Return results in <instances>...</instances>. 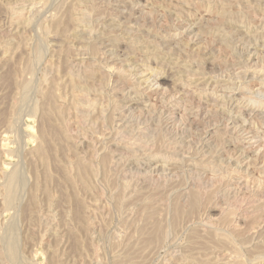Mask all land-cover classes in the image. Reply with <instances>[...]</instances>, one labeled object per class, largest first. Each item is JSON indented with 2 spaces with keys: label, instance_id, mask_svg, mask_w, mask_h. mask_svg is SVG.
<instances>
[{
  "label": "rangeland",
  "instance_id": "obj_1",
  "mask_svg": "<svg viewBox=\"0 0 264 264\" xmlns=\"http://www.w3.org/2000/svg\"><path fill=\"white\" fill-rule=\"evenodd\" d=\"M107 1L108 0H97V1L96 0H0V135H1L0 145L2 143V138H5L3 139L5 141H3L2 146H0L1 147L0 149L3 152L1 153L0 151V164L2 163L1 164L2 166L0 165V167L2 169V172L5 167L8 170L9 168H11L9 172L16 168L18 169L16 170L19 171V174H21L22 171H24L23 173H25V176L23 177L22 175L24 174L22 173L21 175H19V177L21 178L23 177L25 178L24 181H28V183L24 182L27 186H25V184L23 183L22 181L23 178L21 180L18 179V181H16L18 184L20 183L21 186H24L25 190L23 189L24 187L21 186L19 188L18 186L16 187L15 186L16 183H15L14 186L16 188L15 187L14 188L15 190L18 189L17 193H16L17 190L15 191V194H17L16 196H18L17 198L15 196V198L18 201H15L16 199H14V204L16 205V208L14 205H12L11 207H9L8 209L9 211L6 210V212L5 211L2 212L4 214L2 215V217H0V235L4 233L0 237L1 240L0 249L3 248L2 250H0V254L2 251L4 252L5 250H7L9 246L8 243L12 244L13 241L14 242L13 244L17 245L16 246L17 252L19 251L17 257L18 259H16L15 261L16 263L12 262L14 264H19L18 262L20 261L22 263L23 259L25 261L27 257L28 259H31L32 255L36 254L35 252H38L36 258L37 260L36 263L38 264H162V263L187 264V262L188 264H197V263L206 264L207 260L210 261V262L208 261L209 264L210 263L212 264V263H216L219 259L222 258L221 256L225 254L224 249L226 248L219 247L220 244L218 245L216 244V246H212L215 245V243L214 244H212L213 242L210 243V239L209 241L207 240L210 244H207L206 249L201 244L202 246L200 247L201 248L203 247L205 249L202 250V252L198 250L196 247L197 241H198V248L200 242L203 244L204 242L205 243L207 242L206 240L204 241L203 239H205V237H207L206 239H208V237L210 236V234L208 233H212L211 232L212 228H213V234L217 230V228H220V231L222 230L223 233L229 232L226 233V235L225 234L224 235L230 237V240H232V237L230 236L232 234L234 238L231 242L234 241L233 243H235V245L237 246V247L235 246L236 248H240L238 246H240L242 243L246 245V247L250 244L248 246L249 248H251L255 244L264 245V236H263L264 235V230H263L264 229V224H263L264 223L263 222L264 221V212H263L264 211V205H263L264 204V106H262L264 105V80H263L264 79L263 78L264 77V62H263L264 61V35H263L264 34V25H263L264 0H259L258 2L257 0H249V1L247 0V2L246 0L244 1L238 0L235 1V3H233L234 1L232 0L231 2L229 0H225V1L217 0V2L216 0L214 1L196 0L199 4L195 3L196 1L194 2V0H192L194 4L192 2L191 4L189 0L186 1L179 0V2L178 0H128V2L127 0H119V1L109 0L110 4H108ZM220 1L223 3H221ZM187 2L190 3V5L189 4L187 5ZM226 2L228 3L229 6L227 5ZM240 2L243 4L241 5ZM254 2L257 3L255 4ZM209 3L212 4L211 5L212 7L209 6L210 10L209 7L207 6L209 5ZM224 3L226 5H223ZM231 3H233L234 5H232ZM86 4L87 6L85 7ZM221 5L224 6V9L227 8L226 9L228 10L227 12H230L231 15L229 14V16L232 17L233 15L232 17L233 19L230 18V20L232 21L234 20L233 22L236 25L233 26L232 24L231 26V24H226V23L224 24L222 23L221 20H219L220 12L224 10L221 8L222 7ZM174 6L176 7L175 8L176 10L174 9ZM214 8L217 10V12ZM69 9L71 10L73 9L74 11L73 10L72 11L74 13H72V11ZM232 10L235 11L236 13L240 12V14H236ZM70 11H71V15L69 14ZM78 12L80 15L78 14ZM169 12L171 14H169ZM249 12H252L253 14L250 13L251 14L250 15ZM262 12L263 14H261ZM109 13L112 14L109 15ZM120 15L122 16V18ZM132 15L135 17H133ZM69 16L70 17L75 16V18H70L68 20ZM113 19L115 20L113 21ZM179 19L181 20V22ZM78 20H82V21H78ZM200 20L202 23L200 22ZM56 21L58 23L59 22L61 23L62 21V23L58 24ZM92 21H94L95 23L94 22L92 23ZM124 21L127 23H124ZM240 21H242L241 22L242 24H240L241 26L239 25ZM255 22L257 23V26H254L256 24ZM144 23H146L147 25ZM220 23L223 24L222 28H220L221 26ZM142 24L144 25V27L141 28V26H143ZM121 25L122 27H120ZM131 26L133 27L134 30L131 29L132 28ZM261 27H263L262 30ZM160 28L162 29L160 30ZM217 28L219 29V31ZM223 28L224 30H226V33L229 32L231 33L230 36L227 37L225 40L227 41V39L229 38L228 39L229 42L228 41L224 42V40L220 38L222 34L225 33L224 30H222ZM88 29H90V31ZM130 29L131 31H129ZM150 31H152V34H150L151 33ZM216 32L221 35L219 34L216 35L215 34ZM113 33L116 34L113 35ZM128 33L130 36L128 35ZM179 33L183 34V35L181 34L182 37L180 36ZM90 34L93 35L91 36ZM110 34L113 37L118 35L116 36V38L119 41H117L116 38L111 37ZM176 34L177 36L175 38L174 35ZM260 35H262V37ZM145 36H148V38ZM135 37L137 41L135 40ZM113 39H115V41ZM143 40L145 41V43H143ZM128 41L132 43L130 45L131 47H133L132 50L129 46ZM139 41H140L139 46L142 45L140 46V48L142 47L143 49L137 47ZM115 42L117 44H115ZM93 43L99 48V51L97 50L98 48H96V46L93 45ZM233 43L235 44V46ZM188 44L190 45L188 46ZM92 45L93 47H91ZM90 47L94 49L96 48L97 50L96 53L97 52L99 53L97 54L93 53L95 52V50L92 51L93 49H91ZM110 47L112 48V50ZM186 47L189 48L187 49ZM121 48L127 51L123 52ZM135 48L138 49L136 50ZM38 49L39 51H37ZM134 49L136 50L135 53H134ZM236 49L238 52L236 51ZM90 51L92 52L91 54ZM100 51H102V54ZM103 51H107V52L104 53ZM183 51L185 52L183 53ZM41 52L43 53V55ZM39 55L42 57H38ZM259 55L262 57V59ZM35 56L38 57L39 60L41 58L42 59L38 61V58L36 59ZM95 56L96 58L97 57L98 58L96 59ZM108 58L109 60H107ZM93 60L95 62H93ZM100 60L102 61V63ZM31 62L33 63V65L32 64L30 65ZM84 63L88 64V67H86L87 65H84ZM89 64H91V67H89ZM93 64L95 67L93 66ZM103 64L105 67L103 66ZM31 67L33 69H31ZM89 68H94L93 70L96 69V72L100 69L98 71L99 75H97L98 76L97 79L101 81H97V79H95L93 83L90 84L84 83L87 82L86 79L87 77H85L86 74H84L83 71L84 69L86 70ZM228 68L231 70H229ZM131 69L132 72L130 71ZM200 69L203 70L204 72L201 71ZM30 70L31 71L34 70V72L32 71L33 72L32 73ZM100 71H102L101 73H103L104 71V73L102 74L103 81L99 77L101 74ZM120 71H125L127 73L126 75L124 72H121L122 74H120ZM216 71L219 72L217 73ZM224 71L226 73L228 71L229 74L228 73L226 74ZM129 72L131 74H129ZM142 72H144L145 75H143ZM235 72H239V73H235ZM82 74H84V76ZM193 74H195L194 75L195 78L193 77ZM204 74L206 75L208 74V76ZM141 75L143 76L141 77ZM210 75L212 78L210 77ZM106 76L108 77L106 78ZM81 78L83 82L80 80ZM72 79L74 82L72 81ZM116 79H118V81ZM120 79L122 80L120 81ZM182 79L183 82H181ZM76 81H79L77 87H76V83H77ZM81 82L84 83V85ZM100 82L103 83L100 84ZM135 82H137L138 85H136L137 83ZM80 83L83 85V88L82 85H80ZM247 90H249L248 91L249 93L247 92ZM80 92L83 94L84 98L77 100L78 98L76 97V95ZM51 93L54 94L51 95ZM122 95L125 96L122 97ZM50 98L53 100H51ZM142 98L143 101L145 102H142L141 100L140 103V99ZM243 98L246 100H244ZM249 99L250 101L248 102ZM131 101L133 102L135 101V103L137 104L132 105L131 103L132 105L131 106L130 105ZM92 102L93 104H91ZM246 102H248V104ZM261 102L263 103L260 104ZM150 103H152L151 104L152 106L150 105ZM252 103L255 104V106ZM53 104L55 106H53ZM144 107L145 108L147 107L146 108L147 110ZM137 108L139 109L137 110ZM49 109H51V111L52 109H55V113H51L53 120L52 123L54 125L60 124L59 126H65L67 123L68 127L66 128L65 126L64 129L62 128L59 130L60 134L57 133L59 134L57 135V139L59 136L62 135L61 133L63 134L65 133L63 136L59 137V140L62 139L64 142L66 141L65 143L64 142L62 143L61 140H60L61 142L57 140L55 138L56 135L55 137L51 135V137H53L54 139L50 138L51 140L49 139L48 141L43 136V131L48 126L45 118L47 117L46 113L49 112ZM192 109L197 111L195 112ZM57 111H61L60 112L61 114H59V112L57 113ZM134 112H136V114ZM196 113H198L197 114L198 116L196 115ZM57 114L59 115V118ZM184 114L189 116L187 117ZM60 115L62 116V118H60ZM125 115L128 117H126ZM211 116L213 117L211 118ZM215 116L217 117L216 120H214ZM181 117L183 119H181ZM184 117H186L185 118L186 120L184 119ZM61 120H64V122L66 123L64 124L63 121L61 122ZM232 123L235 124L233 125ZM8 124L10 127L8 126ZM158 126L160 127L159 129ZM11 129L14 130L12 131ZM117 129L120 130L117 131ZM215 129L217 130V132ZM221 130L224 133L223 132L221 133ZM245 130L247 131L245 132ZM201 135L204 137H201ZM205 137L208 139H206ZM9 139H11L12 141H10ZM23 139H24V144L21 143ZM189 139H191V141ZM175 140H177L178 142ZM49 142L50 143L52 142V144L50 145ZM129 142L131 145L128 144ZM74 143H76L77 146ZM3 144H5L6 148H8L9 150L5 151L6 149L5 150L2 149ZM18 144L19 146L16 147ZM128 145L132 147H129ZM41 146L45 147L46 149L45 153L48 154L45 155H47L46 158L49 159H45V155L40 154L42 153L40 152L42 149ZM190 147L192 148L190 149ZM14 148L15 150L13 151L15 153L13 151L12 153L16 154V151L17 153H19V156L18 154L16 155L12 154L13 158L15 157L16 159L15 158L13 159L11 154L6 153V152H11L10 149H14ZM132 148L135 149L133 150L135 156L132 153L130 159V157L128 158V156H130L129 153L132 152ZM115 149H117L119 152L117 151L118 152L117 153ZM124 149L125 151L129 149L130 150L123 153ZM211 149L212 151H210ZM184 150L186 152H184ZM135 151L139 155L136 154ZM177 151L183 153L180 154L178 152L179 153L178 155ZM230 153H232V155ZM123 154L127 156V158H125V156H122ZM42 155L44 158L41 159ZM106 155L109 157L108 161ZM111 155H113L112 156L113 159L111 158ZM137 155L139 157H137ZM163 155H165V157ZM189 155H191V157H189ZM120 156L123 157L124 159L121 158ZM170 156L171 157L174 156V157H172L171 159ZM181 156L182 159H179V157L181 158ZM90 157L92 159H90ZM119 157L120 160L117 159ZM161 157L164 158L161 159ZM105 158H106V162H108L107 165L109 164L108 166L106 165L105 160H103ZM214 158H216V160ZM6 159H10L14 164H16L15 162H17V165H15L14 167V164H10L8 168L7 165L4 164ZM79 160L81 161L84 160V161L81 162ZM155 160L159 161V167L153 169V165L151 164L155 162ZM45 161L47 163H45ZM77 161H79V163H77ZM103 161L104 163H102ZM135 161L137 163H135ZM85 163L88 165L91 164L90 166L92 167L85 165ZM76 164H81V165L84 164L85 166H88V169L90 167L91 169V171L89 169L90 173L95 171V173L93 172L94 177L91 176L92 175L91 173L89 179L90 182L88 181L89 183L87 182L86 184H84L83 180L81 181V177L79 178V175L77 173L79 170V166H77ZM165 164H167V167ZM213 164L214 166H212ZM219 164L221 166H219ZM222 165H224V167ZM76 168H78V170ZM2 172L0 171L1 174ZM232 172H235V174L234 173L232 174ZM194 173L197 174L195 175ZM0 177L4 178V175H1ZM0 180H1L0 188H2V191L4 193L6 189L4 183H7V181L3 182V179ZM5 180H7L6 177L4 178V181ZM242 184H244V186ZM190 186L192 189L194 188L195 190H198L199 194L202 192L201 195L203 196L204 199H202V196L198 194L201 197V198L199 197V199H201V202H199V204L200 203L201 204L198 206L200 208L196 209L193 212V214L189 213V215H192L189 217L190 218L189 220L188 216L186 215L187 212H190V205H191V200H190L191 197L190 195L188 196V193L191 190ZM3 187L5 189H3ZM34 188H36V190ZM185 191H187L188 193ZM32 194L34 197L31 196ZM31 197L33 198L31 199ZM1 198H3V194L2 196H0V203H1ZM149 204L152 205L150 211L154 207L153 205H155V210L153 208L154 211H152L151 213L156 212L154 216L157 215L158 218L160 217L162 218V219L160 218L159 220L155 216L156 220H158V222L162 221L163 223H165L164 225L160 222L159 226L162 225L161 226L162 228L166 226V228L168 229L164 228V230L166 229L164 232L165 233L164 236L166 237L163 236L160 239V242L150 247L148 246L147 248L146 247L147 245L144 244L146 235L152 232V229H154V224L157 222L155 218H151L152 220H149V222L152 221L151 223L154 222L155 223L154 224L150 223L149 225H147L148 219H150V217H148V219L145 217L151 214L150 211L148 210L149 209L148 206H150ZM182 206L185 209H183ZM145 207L148 209H146ZM255 207H257L258 209ZM50 209L52 212L50 211ZM143 209H145L146 211ZM175 209L176 210L178 209V211H176ZM0 210H1V206H0ZM175 211L177 213H175ZM179 211H183L185 213L182 214ZM147 212H149L150 214L149 213L147 214ZM226 212L229 213V215L226 214ZM257 212L259 215L257 214ZM194 213H196V215ZM225 214L230 217H227ZM152 215L153 214H151L150 216ZM221 217L224 218L223 220H225L226 223L223 220H222L223 222L221 221L222 219ZM7 219H10L12 221ZM145 219L147 220V222L144 221ZM201 220L204 223H202ZM244 220H246L247 222ZM8 221H10L8 223L9 226L6 225ZM190 221L193 222L190 223ZM211 221L213 223H211ZM208 222L211 223V225ZM205 223H208L209 225ZM141 224H143L144 226ZM167 224L168 225L171 224V225L168 227ZM215 225L217 227H215ZM11 226L12 228H10ZM146 226L148 228L150 226L151 231ZM209 226L212 227L210 228ZM4 227L6 228L5 230L7 233L10 230L11 231L8 234H5L6 232H4L5 231L3 229ZM202 228H206L207 229L206 232ZM208 229H210V231ZM199 231L200 232L204 231V233H206L207 236H205L206 234L204 235V233L201 234ZM220 231H218L217 233L220 234ZM18 232L20 233L18 234ZM193 233L195 234V238L198 239L193 238L194 236ZM198 233L201 235H199ZM223 233L221 235H223ZM252 234L253 235L255 234L254 237ZM4 236L6 238L8 236L9 239L11 236L12 241L10 240L7 241L8 238L7 239L4 238L5 242L3 243L2 237ZM199 236H201L200 239ZM247 237L249 238L251 237L252 240L251 239L249 240V238ZM19 238H21L20 239L21 241H19ZM26 239H28L29 241ZM244 239L247 240L245 241ZM256 239L258 242L256 241ZM172 240L173 241L175 240V242H173ZM171 241L174 244L171 243ZM249 241L251 242L249 243ZM162 242L163 244L161 246ZM132 243L135 244L134 247ZM5 244L6 246L8 244L6 249H5L6 247ZM209 245H211L212 247L210 246L211 247L210 248ZM217 246L218 248H221L223 251L221 249H218ZM208 247L211 249V250L209 249L208 253L210 252L211 254L217 255V256L211 255V258L213 260L210 258V254L208 255L206 251L208 250ZM212 248L213 249L215 248V250H213ZM151 249H154L155 251L152 252L153 250ZM157 249L160 251H158ZM196 249L200 251V253ZM33 250L36 251L34 252ZM148 250L151 251L149 252ZM188 250L190 251V253L188 252ZM217 250L219 251L221 250V252H218ZM23 251L26 252V253L24 252L25 254L28 253L27 255H25V257L27 256L26 258L24 257V255L22 256ZM3 252L2 254L4 255L5 252L4 253ZM191 253L192 254L194 253L193 255H196L197 257L193 256ZM203 253L206 254L205 256L206 259L203 256ZM2 254L0 255V264H8V263L12 264L5 255L1 257ZM190 254L193 257L190 256ZM187 255L189 256L187 257ZM200 255L204 257V260L203 258L199 259L202 257ZM207 255L209 256L208 259H207ZM219 255L221 258H219ZM188 259L191 260L189 261ZM214 260L217 261L214 262Z\"/></svg>",
  "mask_w": 264,
  "mask_h": 264
},
{
  "label": "bare ground",
  "instance_id": "obj_2",
  "mask_svg": "<svg viewBox=\"0 0 264 264\" xmlns=\"http://www.w3.org/2000/svg\"><path fill=\"white\" fill-rule=\"evenodd\" d=\"M96 1H97V0H96ZM110 1H111V0H110ZM117 1H119V0H117ZM181 1H182V0H181ZM183 1H186V0H183ZM195 1H196V0H194V2H195ZM205 1H206V0H205ZM208 1H209V0H208ZM208 1H207V2H208ZM213 1H214V0H213ZM224 1H225V0H224ZM229 1L231 2V0H229ZM229 1H228V2H229ZM232 1H234L233 3H235V1H238V0H232ZM239 1H240V0H239ZM242 1H244V0H242ZM248 1H249V0H248ZM258 1H259V0H257V2H258ZM79 2H80V1H79ZM90 2H91V1H90ZM107 2H108V4H110V3H109V0H108ZM107 2H106V3H107ZM112 2H113V1H112ZM114 2H115V1H114ZM121 2H122V1H121ZM127 2H128V0H127ZM134 2H135V1H134ZM159 2H160V1H159ZM164 2H165V1H164ZM167 2H168V1H167ZM178 2H179V0H178ZM189 2H190V3L192 2V3L194 4V2H193L192 0H191V1L189 0ZM210 2H211V1H210ZM216 2H217V0H216ZM220 2H221V1H220ZM246 2H247V0H246ZM257 2H254V3L256 4ZM263 2H264V1H263ZM80 3H81V2H80ZM129 3H130V2H129ZM132 3H133V2H132ZM161 3H162V2H161ZM172 3H174V2H172ZM182 3H183V2H182ZM185 3H186V2H185ZM190 3L187 2V5H188V4L190 5ZM192 3H191V4H192ZM195 3H198V2L196 1ZM203 3H204V2H203ZM205 3H206V2H205ZM221 3H223V2H221ZM226 3H227V2H226ZM233 3H231V4L234 5ZM240 3H241V2H240ZM88 4H89V3H88ZM94 4H95V3H94ZM94 4H93V5H94ZM134 4H135V3H134ZM138 4H139V3H138ZM143 4H144V3H143ZM143 4H142V5H143ZM145 4H146V3H145ZM150 4H151V3H150ZM180 4H181V3H180ZM198 4H199V3H198ZM207 4H208V3H207ZM216 4H217V3H216ZM216 4H215V5H216ZM231 4H230V5H231ZM242 4H243V3H241V5H242ZM249 4H251V3H249ZM76 5H77V3H76ZM78 5H79V3H78ZM81 5H82V4H81ZM115 5H116V4H115ZM119 5H120V4H119ZM121 5H122V4H121ZM125 5H126V3H125ZM136 5H137V4H136ZM140 5H141V4H140ZM169 5H170V4H169ZM174 5H175V4H174ZM178 5H179V4H178ZM184 5H185V4H184ZM211 5H212V4L209 3V5H207V6H208V7H209V6L212 7ZM223 5H226V4L224 3ZM223 5H221V6H222V7H221L222 9H224V6H223ZM227 5H228V3H227ZM237 5H238V4H237ZM247 5H248V4H247ZM72 6H73V5H72ZM86 6H87V4L85 5V7H86ZM134 6H135V5H134ZM146 6H147V5H146ZM155 6H156V5H155ZM195 6H196V5H195ZM199 6H200V5H199ZM202 6H203V4H202ZM204 6H205V5H204ZM213 6H214V5H213ZM216 6H217V5H216ZM228 6H229V5H228ZM256 6H257V5H256ZM112 7H114V6H112ZM136 7H137V6H136ZM150 7H152V6H150ZM178 7H179V6H178ZM205 7H206V6H205ZM205 7H204V8H205ZM210 7H209V10H210ZM219 7H220V6H219ZM226 7H227V6H226ZM230 7H231V6H230ZM230 7H229V8H230ZM237 7H238V6H237ZM248 7H249V6H248ZM70 8H71V6H70ZM72 8H73V7H72ZM76 8H78V7H76ZM76 8H75V9H76ZM83 8H84V6H83ZM87 8H88V7H87ZM97 8H98V7H97ZM110 8H111V6H110ZM175 8H176V7L174 6V9H175ZM182 8H183V7H182ZM188 8H189V7H188ZM215 8H216V7H215ZM215 8H214V9H215ZM221 8H220V9H221ZM232 8H233V7H232ZM242 8H243V6H242ZM252 8H253V7H252ZM259 8H260V7H259ZM262 8H263V7H262ZM93 9H94V8H93ZM115 9H116V8H115ZM117 9H118V7H117ZM131 9H132V8H131ZM150 9H151V8H150ZM198 9H200V8H198ZM202 9H203V8H202ZM207 9H208V8H207ZM207 9H206V10H207ZM217 9H218V8H217ZM226 9H227V8H226ZM226 9H224V10H222V11L220 12V15H219V16H220L221 19L219 18V20H221L222 23H224V24H225V23H226V24H231V26H232V24H233V26L236 25V24H234V22H233L234 20H233V21L230 20V18H232L233 15H232V17L229 16L230 12H227L228 10H226ZM253 9H254V8H253ZM69 10H71V9H69ZM72 10H73V9H72ZM72 10H71V11H72ZM80 10H83V9H80ZM127 10H128V9H127ZM133 10H134V9H133ZM168 10H169V9H168ZM175 10H176V9H175ZM215 10H216V9H215ZM229 10H230V9H229ZM244 10H245V9H244ZM71 11H70V13H69L70 15H71ZM73 11H74V10H73ZM73 11H72V13H74ZM78 11H79V10H78ZM117 11H118V10H117ZM121 11H122V10H121ZM142 11H143V10H142ZM144 11H145V10H144ZM165 11H166V10H165ZM169 11H170V10H169ZM232 11H233V10H232ZM237 11H238V10H237ZM81 12H82V11H81ZM85 12H86V11H85ZM110 12H111V11H110ZM150 12H151V11H150ZM150 12H149V13H150ZM155 12H156V11H155ZM187 12H188V11H187ZM211 12H212V11H211ZM213 12H214V11H213ZM216 12H217V10H216ZM218 12H219V11H218ZM233 12H235V11H233ZM259 12H260V10H259ZM259 12H258V13H259ZM82 13H83V12H82ZM134 13H135V12H134ZM136 13H137V12H136ZM174 13H175V12H174ZM235 13H236V12H235ZM247 13H248V12H247ZM250 13H252V12H249V14H250ZM258 13H257V14H258ZM17 14H18V13H17ZM17 14H16V16H17ZM78 14H79V12H78ZM78 14H77V15H78ZM86 14H87V13H86ZM111 14H112V13H111ZM111 14L109 13V15H111ZM124 14H125V13H124ZM141 14H142V13H141ZM161 14H162V13H161ZM169 14H171V13L169 12ZM215 14H216V13H215ZM232 14H233V13H232ZM236 14H240V12H239V13H236ZM236 14H235V15H236ZM252 14H253V13H252ZM261 14H263V12H262ZM65 15H66V14H65ZM79 15H80V14H79ZM89 15H90V13H89ZM129 15H130V14H129ZM150 15H151V14H150ZM150 15H149V16H150ZM156 15H157V14H156ZM174 15H175V14H174ZM181 15H183V14H181ZM189 15H190V14H189ZM204 15H205V14H204ZM217 15H218V13H217ZM230 15H231V14H230ZM242 15H243V14H242ZM245 15H246V13H245ZM247 15H248V14H247ZM250 15H251V14H250ZM20 16H21V14H20ZM66 16H67V15H66ZM112 16H114V15H112ZM112 16H111V18H112ZM115 16H116V15H115ZM117 16H118V15H117ZM120 16H121V15H120ZM132 16H133V15H132ZM147 16H148V15H147ZM161 16H162V15H161ZM164 16H165V15H164ZM172 16H173V15H172ZM186 16H187V15H186ZM261 16H263V15H261ZM53 17H54V16H53ZM133 17H135V16H133ZM140 17H142V16H140ZM165 17H166V16H165ZM206 17H207V16H206ZM238 17H239V16H238ZM241 17H243V16H241ZM250 17H251V16H250ZM70 18H75V16H74V17H73V16H71V17L69 16L68 20H69ZM78 18H80V17H78ZM90 18H91V17H90ZM92 18H93V17H92ZM118 18H120V17H118ZM118 18H117V19H118ZM121 18H122V16H121ZM154 18H155V17H154ZM163 18H164V17H163ZM177 18H178V17H177ZM202 18H203V16H202ZM81 19H82V18H81ZM140 19H141V18H140ZM145 19H146V18H145ZM200 19H201V18H200ZM214 19H215V18H214ZM232 19H233V18H232ZM238 19H239V18H238ZM243 19H244V18H243ZM68 20H67V21H68ZM85 20H86V19H85ZM91 20H92V19H91ZM94 20H95V19H94ZM97 20H98V19H97ZM114 20H115V19H113V21H114ZM121 20H122V19H121ZM152 20H153V19H152ZM156 20H157V19H156ZM164 20H165V19H164ZM169 20H170V19H169ZM179 20H180V19H179ZM240 20H241V19H240ZM245 20H246V19H245ZM262 20H263V19H262ZM58 21H59V20H58ZM65 21H66V20H65ZM70 21H71V20H70ZM70 21H69V22H70ZM73 21H74V19H73ZM78 21H82V20H78ZM118 21H119V20H118ZM122 21H123V20H122ZM122 21H121V22H122ZM135 21H136V20H135ZM184 21H185V20H184ZM203 21H204V20H203ZM205 21H206V20H205ZM221 21H220V22H221ZM56 22H57V21H56ZM83 22H85V21H83ZM93 22H94V21H92V23H93ZM138 22H139V21H138ZM153 22H155V21H153ZM162 22H163V21H162ZM166 22H167V21H166ZM180 22H181V20H180ZM198 22H199V21H198ZM200 22H201V20H200ZM237 22H238V21H237ZM237 22H236V23H237ZM241 22H242V21H240L239 25L242 24ZM57 23H58V22H57ZM59 23H60V22H59ZM59 23H58V24H59ZM61 23H62V21H61ZM61 23H60V24H61ZM81 23H82V22H81ZM89 23H90V21H89ZM92 23H91V24H92ZM94 23H95V22H94ZM112 23H113V22H112ZM117 23H118V22H117ZM124 23H127V22L124 21ZM129 23H130V22H129ZM136 23H137V22H136ZM150 23H151V21H150ZM167 23H168V22H167ZM201 23H202V22H201ZM255 23H256V22H255ZM55 24H56V23H55ZM108 24H109V23H108ZM144 24H146V23H144ZM161 24H162V23H161ZM174 24H175V23H174ZM179 24H181V23H179ZM220 24H221V23H220ZM243 24H244V22H243ZM246 24H247V23H246ZM56 25H57V24H56ZM80 25H81V24H80ZM89 25H90V24H89ZM98 25H99V24H98ZM101 25H102V24H101ZM129 25H130V24H129ZM129 25H128V26H129ZM131 25H132V24H131ZM136 25H137V24H136ZM140 25H141V24H140ZM142 25H143V24H142ZM146 25H147V24H146ZM168 25H169V24H168ZM175 25H176V24H175ZM186 25H187V24H186ZM186 25H185V26H186ZM206 25H207V24H206ZM237 25H238V24H237ZM239 25H238V26H239ZM247 25H248V24H247ZM263 25H264V24H263ZM91 26H92V25H91ZM106 26H107V25H106ZM113 26H114V25H113ZM151 26H152V25H151ZM160 26H161V25H160ZM164 26H165V24H164ZM202 26H203V25H202ZM208 26H209V25H208ZM222 26H223V24H221L220 28H222ZM240 26H241V25H240ZM254 26H257V23H256ZM85 27H86V26H85ZM98 27H99V26H98ZM111 27H112V26H111ZM111 27H110V28H111ZM120 27H122V25H121ZM131 27H132V26H131ZM142 27H144V25L141 26V28H142ZM189 27H190V26H189ZM189 27H188V28H189ZM194 27H195V26H194ZM228 27H230V26H228ZM251 27H252V26H251ZM81 28H82V27H81ZM91 28H92V27H91ZM93 28H94V27H93ZM107 28H108V27H107ZM113 28H114V27H113ZM127 28H128V27H127ZM134 28H135V27H134ZM158 28H159V27H158ZM201 28H202V27H201ZM201 28H200V29H201ZM213 28H214V27H213ZM215 28H216V27H215ZM218 28H219V26H218ZM218 28H217V29H218ZM84 29H85V28H84ZM117 29H118V27H117ZM120 29H121V28H120ZM124 29H125V28H124ZM131 29L134 30L133 27H132ZM131 29H130L129 31H131ZM139 29H140V28H139ZM161 29H162V28H160V30H161ZM168 29H169V28H168ZM170 29H171V28H170ZM174 29H175V28H174ZM179 29H180V28H179ZM262 29H263V27H261V30H262ZM88 30L90 31V29H88ZM88 30H87V31H88ZM113 30H114V29H113ZM137 30H138V29H137ZM149 30H150V29H149ZM152 30H153V29H152ZM158 30H159V29H158ZM188 30H189V29H188ZM188 30H187V31H188ZM210 30H211V29H210ZM222 30H224V28H223ZM232 30H233V29H232ZM255 30H256V29H255ZM89 31H88V32H89ZM92 31H93V29H92ZM106 31H107V29H106ZM116 31H117V30H116ZM127 31H128V29H127ZM138 31H139V30H138ZM154 31H155V30H154ZM163 31H164V30H163ZM185 31H186V30H185ZM192 31H193V29H192ZM192 31H191V32H192ZM206 31H207V30H206ZM218 31H219V29H218ZM220 31H221V30H220ZM237 31H238V30H237ZM103 32H104V30H103ZM132 32H133V31H132ZM150 32H151L150 34H152V31H150ZM156 32H157V31H156ZM170 32H171V31H170ZM191 32H188V33H191ZM202 32H204V31H202ZM212 32H213V31H212ZM222 32H223V31H222ZM224 32L226 33V30H224ZM231 32H233V31H231ZM244 32H245V31H244ZM76 33H78V32H76ZM90 33H91V32H90ZM110 33H111V32H110ZM125 33H126V32H125ZM137 33H138V32H137ZM142 33H143V32H142ZM142 33H141V34H142ZM194 33H195V32H194ZM225 33H223L222 36H221L220 38H222V39L224 40V42H227L229 38L227 39V41H225V40H226L227 37L230 36L231 33H230V32H229V33H226V34H225ZM235 33H236V32H235ZM85 34H86V33H85ZM95 34H96V33H95ZM104 34H105V32H104ZM107 34H108V33H107ZM114 34H116V33H113V35H114ZM135 34H136V33H135ZM141 34H140V35H141ZM179 34H180V33H179ZM181 34H182V33H181ZM181 34H180V36H181ZM215 34L217 35V34H219V33L216 32ZM232 34H233V33H232ZM253 34H254V33H253ZM260 34H261V32H260ZM262 34H263V33H262ZM90 35H91V34H90ZM92 35H93V34H92ZM92 35H91V36H92ZM128 35H129V33H128ZM131 35H132V33H131ZM155 35H156V34H155ZM159 35H160V34H159ZM167 35H168V34H167ZM182 35H183V34H182ZM219 35H221V34H219ZM219 35H218V36H219ZM241 35H242V34H241ZM256 35H257V34H256ZM263 35H264V34H263ZM94 36H95V35H94ZM106 36H109V35H106ZM110 36H111V34H110ZM116 36H118V35H116ZM116 36H115V37L111 36V37L116 38ZM129 36H130V35H129ZM138 36H139V35H138ZM148 36H149V34H148ZM148 36H145V37L148 38ZM160 36H161V35H160ZM160 36H159V38H160ZM174 36H175V38H176L177 34L174 35ZM192 36H193V35H192ZM197 36H198V35H197ZM200 36H201V35H200ZM218 36H217V37H218ZM244 36H245V35H244ZM246 36H247V35H246ZM260 36L262 37V35H260ZM79 37H80V36H79ZM81 37H82V36H81ZM84 37H85V36H84ZM84 37H83V38H84ZM98 37H99V36H98ZM103 37H104V36H103ZM121 37H122V36H121ZM143 37H144V36H143ZM152 37H153V36H152ZM152 37H151V38H152ZM169 37H171V36H169ZM181 37H182V36H181ZM234 37H235V34H234ZM241 37H243V36H241ZM258 37H259V35H258ZM258 37H257V38H258ZM261 37H260V38H261ZM85 38H86V37H85ZM100 38H101V37H100ZM194 38H195V37H194ZM196 38H197V37H196ZM231 38H233V37H231ZM231 38H230V39H231ZM118 39H119V38H118ZM128 39H129V38H128ZM179 39H180V38H179ZM198 39H199V38H198ZM239 39H240V38H239ZM97 40H98V39H97ZM113 40L115 41V39H113ZM113 40H111V41H113ZM116 40H117V38H116ZM121 40H122V38H121ZM135 40L137 41L136 37H135ZM138 40H140V39H138ZM153 40H155V39H153ZM176 40H177V39H176ZM234 40H235V39H234ZM87 41H88V40H87ZM92 41H93V40H92ZM98 41H99V40H98ZM117 41H119V40H117ZM130 41H131V40H130ZM130 41H128L129 46L132 44V43H130ZM132 41H133V40H132ZM136 41H135V42H136ZM241 41H242V40H241ZM256 41H257V40H256ZM261 41H262V40H261ZM121 42H122V41H121ZM121 42H120V43H121ZM160 42H161V41H160ZM191 42H192V41H191ZM218 42H219V41H218ZM228 42H229V41H228ZM236 42H237V41H236ZM239 42H240V41H239ZM250 42H251V41H250ZM122 43H123V42H122ZM124 43H125V42H124ZM133 43H134V42H133ZM143 43H145L144 40H143ZM143 43H142V44H143ZM147 43H148V42H147ZM183 43H184V42H183ZM240 43H241V42H240ZM247 43H248V42H247ZM80 44H81V43H80ZM95 44H96V43H95ZM111 44H112V43H111ZM115 44H117V43L115 42ZM139 44H140V41H139L138 46H137V47L140 48V46H142V45L139 46ZM148 44H149V43H148ZM148 44H147V45H148ZM150 44H151V42H150ZM162 44H163V43H162ZM162 44H161V45H162ZM225 44H226V43H225ZM229 44H230V43H229ZM233 44H234V43H233ZM233 44H231V45H233ZM238 44H239V43H238ZM82 45H83V43H82ZM86 45H87V44H86ZM93 45H94V43H93ZM93 45H92L91 47H93ZM98 45H99V44H98ZM103 45H104V44H103ZM135 45H136V44H135ZM181 45H183V44H181ZM189 45H190V44H188V46H189ZM244 45H245V44H244ZM250 45H251V44H250ZM256 45H257V44H256ZM79 46H80V45H79ZM94 46H96V45H94ZM99 46H100V45H99ZM154 46H155V45H154ZM156 46H157V45H156ZM159 46H160V45H159ZM164 46H165V45H164ZM167 46H168V45H167ZM167 46H166V47H167ZM170 46H171V45H170ZM170 46H169V47H170ZM176 46H177V45H176ZM234 46H235V44H234ZM238 46H239V45H238ZM252 46H253V45H252ZM82 47H84V46H82ZM85 47H86V46H85ZM91 47H90V48H91ZM117 47H118V46H117ZM117 47H116V48H117ZM126 47H127V46H126ZM134 47H136V46H134ZM151 47H152V45H151ZM169 47H168V48H169ZM229 47H230V46H229ZM249 47H250V46H249ZM90 48H89V49H90ZM96 48H98V47L96 46ZM96 48H95V49H94V48H91V49H93L92 51L95 50V52H93V53H96L97 50L99 51V48H98L97 50H96ZM110 48H111V47H110ZM130 48H131V50L133 49V47H131V46H130ZM141 48H142V47H141ZM141 48H140V49H141ZM145 48H146V46H145ZM172 48H173V47H172ZM186 48H187V47H186ZM186 48H185V49H186ZM188 48H189V47H188ZM188 48H187V49H188ZM234 48H235V47H234ZM82 49H83V48H82ZM89 49H88V50H89ZM121 49H122V48H121ZM135 49L137 50L138 48H135ZM135 49H134V53H135V51H136ZM140 49H139V50H140ZM142 49H143V48H142ZM153 49H154V48H153ZM166 49H167V48H166ZM243 49H244V48H243ZM258 49H259V48H258ZM111 50H112V48H111ZM122 50H123V49H122ZM139 50H138V51H139ZM155 50H156V48H155ZM158 50H159V48H158ZM217 50H218V49H217ZM217 50H215V51H217ZM37 51H39V49H38ZM80 51H81V50H80ZM113 51H115V50H113ZM124 51H127V50H123V52H124ZM129 51H130V50H129ZM147 51H148V49H147ZM213 51H214V50H213ZM218 51H219V50H218ZM231 51H232V50H231ZM236 51H237V49H236ZM260 51H261V50H260ZM85 52H87V51H85ZM100 52H101V54H102V51H100ZM103 52L106 53L107 51H103ZM123 52H122V54H123ZM154 52H155V51H154ZM167 52H168V51H167ZM172 52H173V51H172ZM176 52H177V51H176ZM176 52H175V53H176ZM184 52H185V51H183V53H184ZM206 52H207V51H206ZM237 52H238V51H237ZM256 52H257V51H256ZM256 52H255V53H256ZM35 53H36V52H35ZM35 53H34V54H35ZM41 53H42V52H41ZM41 53H40V54H41ZM91 53H92V52L90 51V54H91ZM97 53H99V52H97ZM97 53H96V54H97ZM114 53H115V52H114ZM129 53H130V52H129ZM131 53H132V52H131ZM143 53H144V51H143ZM155 53H156V52H155ZM228 53H229V52H228ZM231 53H233V52H231ZM234 53H235V52H234ZM250 53H251V52H250ZM96 54H94V55H96ZM118 54H119V53H118ZM146 54H147V52H146ZM169 54H170V52H169ZM240 54H241V53H240ZM37 55H38V54H37ZM37 55H36V56H37ZM42 55H43V53H42ZM98 55H99V54H98ZM108 55H109V54H108ZM228 55H229V54H228ZM232 55H234V54H232ZM260 55H261V54H260ZM260 55H259V56H260ZM36 56H35L36 59H37L38 57H42V56H40V55H39L38 57H36ZM87 56H88V55H87ZM111 56H112V55H111ZM125 56H126V55H125ZM135 56H136V55H135ZM137 56H138V55H137ZM247 56H248V55H247ZM257 56H258V55H257ZM257 56H256V57H257ZM261 56H262V55H261ZM261 56H260V57H261ZM92 57H93V56H92ZM118 57H119V56H118ZM227 57H228V56H227ZM87 58H88V57H87ZM95 58H96V56H95ZM97 58H98V57H97ZM97 58H96V59H97ZM101 58H103V57H101ZM132 58H133V57H132ZM136 58H137V57H136ZM140 58H141V57H140ZM158 58H159V57H158ZM168 58H169V57H168ZM248 58H249V57H248ZM248 58H247V59H248ZM41 59H42V58H41ZM41 59H40V60H41ZM112 59H113V58H112ZM161 59H162V58H161ZM201 59H202V58H201ZM210 59H211V58H210ZM234 59H235V58H234ZM261 59H262V57H261ZM40 60H39V58H38V61H40ZM107 60H109V58H108ZM124 60H125V59H124ZM126 60H127V59H126ZM141 60H142V59H141ZM149 60H151V59H149ZM163 60H164V59H163ZM166 60H167V59H166ZM225 60H226V59H225ZM251 60H252V59H251ZM33 61H34V60H33ZM33 61H32V62H33ZM83 61H84V60H83ZM100 61H101V60H100ZM110 61H111V60H110ZM136 61H137V60H136ZM144 61H145V60H144ZM156 61H157V60H156ZM219 61H220V60H219ZM230 61H231V60H230ZM246 61H248V60H246ZM261 61H262V60H261ZM32 62L30 63V65H31V64L33 65ZM93 62H95V61L93 60ZM97 62H98V61H97ZM104 62H105V61H104ZM137 62H138V61H137ZM145 62H146V61H145ZM148 62H149V61H148ZM159 62H160V60H159ZM159 62H158V63H159ZM169 62H170V61H169ZM214 62H215V61H214ZM228 62H229V61H228ZM249 62H250V61H249ZM263 62H264V61H263ZM82 63H83V62H82ZM90 63H91V62H90ZM101 63H102V61H101ZM154 63H156V62H154ZM176 63H177V62H176ZM221 63H222V62H221ZM229 63H230V62H229ZM245 63H247V62H245ZM258 63H259V62H258ZM258 63H257V64H258ZM36 64H37V62H36ZM112 64H113V63H112ZM112 64H109V65H112ZM115 64H116V63H115ZM131 64H132V63H131ZM139 64H140V63H139ZM144 64H145V63H144ZM161 64H162V63H161ZM216 64H217V63H216ZM222 64H223V63H222ZM227 64H228V63H227ZM74 65H75V64H74ZM84 65H87L86 67H88V64H85V63H84ZM96 65H97V64H96ZM100 65H101V64H100ZM113 65H114V64H113ZM120 65H121V64H120ZM123 65H124V64H123ZM126 65H127V64H126ZM136 65H137V64H136ZM159 65H160V64H159ZM162 65H163V64H162ZM217 65H218V64H217ZM237 65H238V64H237ZM244 65H245V64H244ZM251 65H252V64H251ZM251 65H250V66H251ZM254 65H255V64H254ZM261 65H262V64H261ZM38 66H39V65H38ZM93 66H94V64H93ZM103 66H104V64H103ZM140 66H141V65H140ZM178 66H179V65H178ZM224 66H225V65H224ZM226 66H227V65H226ZM29 67H30V66H29ZM32 67H33V66H32ZM32 67H31V69H33ZM34 67H35V66H34ZM36 67H37V66H36ZM76 67H77V66H76ZM76 67H75V68H76ZM89 67H91V64H89ZM94 67H95V66H94ZM96 67H97V66H96ZM104 67H105V66H104ZM104 67H103V68H104ZM114 67H115V66H114ZM124 67H127V66H124ZM135 67H136V66H135ZM160 67H161V66H160ZM160 67H159V68H160ZM176 67H177V66H176ZM240 67H241V66H240ZM243 67H244V66H243ZM245 67H246V66H245ZM247 67H248V66H247ZM37 68H38V67H37ZM100 68H101V67H100ZM133 68H134V67H133ZM144 68H145V67H144ZM159 68H158V69H159ZM199 68H201V67H199ZM213 68H214V67H213ZM223 68H225V67H223ZM260 68H261V67H260ZM93 69H94V68L86 69L87 71L84 69L83 72H84V74H86L85 77H87V78H86V79H87V82H84L85 84H86V83H88V84L93 83V81H94L95 79L98 78L97 75H99L98 71H99L100 69L98 68L99 70H98L97 72H96V69H95V70H93ZM114 69H115V68H114ZM117 69H118V67H117ZM120 69H121V68H120ZM128 69H129V68H128ZM175 69H176V68H175ZM179 69H180V68H179ZM202 69H204V68H202ZM228 69H229V68H228ZM231 69H232V67H231ZM231 69H229V70H231ZM261 69H262V68H261ZM103 70H104V69H103ZM106 70H107V69H106ZM106 70H105V71H106ZM122 70H123V69H122ZM126 70H127V69H126ZM164 70H165V69H164ZM176 70H177V69H176ZM198 70H199V69H198ZM200 70H201V69H200ZM225 70H226V69H225ZM229 70H228V71H229ZM30 71H31V70H30ZM32 71L34 72V70H32ZM32 71H31V72H32ZM85 71H86V72H85ZM128 71H129V70H128ZM130 71L132 72V69H131ZM174 71H175V70H174ZM201 71H203V70H201ZM210 71H211V70H210ZM228 71H227V73H228ZM239 71H240V70H239ZM33 72H32V73H33ZM101 72H102V71H100V73H101ZM109 72H110V71H109ZM121 72H124L125 75H126V73H127V72H125V71H120V74H122ZM138 72H139V71H138ZM150 72H151V71H150ZM150 72H149V73H150ZM166 72H167V71H166ZM203 72H204V71H203ZM216 72H217V71H216ZM218 72H219V71H218ZM218 72H217V73H218ZM224 72H225V71H224ZM253 72H254V71H253ZM103 73H104V71H103ZM103 73H101L100 76H99V77L102 79V81H103V78H102V74H103ZM105 73H106V72H105ZM107 73H108V72H107ZM111 73H114V72H111ZM183 73H184V72H183ZM201 73H202V72H201ZM201 73H200V74H201ZM208 73H209V72H208ZM225 73H226V72H225ZM225 73H224V74H225ZM227 73H226V74H227ZM235 73H239V72H235ZM246 73H247V70H246ZM256 73H257V72H256ZM84 74H82V75L84 76ZM129 74H131V73L129 72ZM134 74H135V73H134ZM138 74H139V73H138ZM142 74L145 75L144 72H142ZM177 74H178V72H177ZM195 74H196V73H195ZM195 74H193V77H194ZM209 74H210V73H209ZM228 74H229V73H228ZM240 74H241V72H240ZM104 75H105V74H104ZM108 75H109V74H108ZM123 75H124V74H123ZM143 75H141V77H142ZM204 75H206V74H204ZM212 75H213V74H212ZM214 75H215V74H214ZM217 75H218V74H217ZM222 75H223V74H222ZM230 75H231V74H230ZM237 75H238V74H237ZM237 75H236V76H237ZM242 75H243V74H242ZM255 75H256V74H255ZM255 75H254V76H255ZM260 75H261V74H260ZM78 76H79V75H78ZM137 76H138V75H137ZM139 76H140V75H139ZM167 76H168V75H167ZM178 76H180V75H178ZM198 76H199V75H198ZM206 76H208V74H207ZM220 76H221V75H220ZM233 76H234V75H233ZM236 76H235V77H236ZM80 77H81V76H80ZM104 77H105V76H104ZM107 77H108V76H106V78H107ZM180 77H182V76H180ZM180 77H179V78H180ZM193 77H192V78H193ZM210 77H211V75H210ZM210 77H209V78H210ZM228 77H229V76H228ZM238 77H239V76H238ZM78 78H79V77H78ZM78 78H77V80H78ZM83 78H84V77H83ZM153 78H154V77H153ZM185 78H186V77H185ZM188 78H189V77H188ZM194 78H195V77H194ZM204 78H205V77H204ZM211 78H212V77H211ZM211 78H210V79H211ZM217 78H218V77H217ZM223 78H224V77H223ZM226 78H227V77H226ZM236 78H237V77H236ZM252 78H253V77H252ZM263 78H264V77H263ZM84 79H85V78H84ZM84 79H83V80H84ZM118 79H119V78H118ZM118 79H116V80L118 81ZM135 79H136V78H135ZM138 79H139V78H138ZM149 79H150V78H149ZM176 79H177V78H176ZM205 79H206V78H205ZM228 79H229V78H228ZM233 79H235V78H233ZM248 79H249V78H248ZM80 80L82 81V78H81ZM121 80H122V79H120V81H121ZM129 80H130V79H129ZM152 80H153V79H152ZM180 80H181V79H180ZM184 80H185V79H184ZM190 80H191V79H190ZM202 80H203V79H202ZM208 80H209V79H208ZM211 80H212V79H211ZM230 80H231V79H230ZM255 80H256V79H255ZM263 80H264V79H263ZM29 81H30V80H29ZM72 81H73V79H72ZM85 81H86V80H85ZM97 81H101V80L97 79ZM104 81H105V79H104ZM130 81H131V80H130ZM138 81H140V80H138ZM178 81H179V80H178ZM178 81H177V84H178ZM193 81H194V80H193ZM197 81H198V80H197ZM203 81H204V80H203ZM212 81H213V80H212ZM233 81H234V80H233ZM259 81H262V80H259ZM25 82H26V81H25ZM73 82H74V81H73ZM76 82H77V83H76V87H77V86H78L77 84H79V83H78L79 81H76ZM82 82H83V81H82ZM82 82H81V83H82ZM128 82H129V81H128ZM181 82H183V79H182ZM201 82H202V81H201ZM214 82H215V80H214ZM223 82H224V81H223ZM240 82H241V80H240ZM240 82H239V83H240ZM81 83H80V85H82V84L84 85V83H82V84H81ZM101 83H103V82H100V84H101ZM135 83H137V82H135ZM143 83H144V82H143ZM152 83H153V82H152ZM156 83H157V82H156ZM187 83H188V82H187ZM189 83H190V82H189ZM195 83H196V81H195ZM210 83H211V82H210ZM216 83H217V80H216ZM233 83H234V82H233ZM236 83H237V82H236ZM262 83H263V82H262ZM27 84H28V83H27ZM88 84H87V86H88ZM104 84H105V83H104ZM174 84H175V83H174ZM193 84H194V83H193ZM193 84H192V85H193ZM198 84H199V83H198ZM222 84H223V83H222ZM22 85H23V83H22ZM24 85H25V84H24ZM29 85H30V83H29ZM83 85H82V88H83ZM91 85H92V84H91ZM91 85H90V87H91ZM136 85H138V83H137ZM179 85H180V84H179ZM201 85H202V84H201ZM217 85H218V84H217ZM223 85H224V84H223ZM143 86H144V85H143ZM148 86H150V85H148ZM195 86H196V85H195ZM206 86H207V85H206ZM208 86H209V85H208ZM232 86H233V85H232ZM85 87H86V86H85ZM144 87H145V86H144ZM183 87H184V86H183ZM189 87H190V86H189ZM203 87H204V86H203ZM222 87H223V86H222ZM225 87H226V86H225ZM228 87H229V86H228ZM228 87H227V88H228ZM87 88H88V87H87ZM87 88H86V89H87ZM118 88H119V87H118ZM118 88H117V89H118ZM133 88H134V87H133ZM211 88H212V87H211ZM26 89H27V88H26ZM28 89H29V88H28ZM84 89H85V88H84ZM84 89H83V90H84ZM145 89H146V88H145ZM149 89H150V88H149ZM152 89H153V88H152ZM228 89H229V88H228ZM240 89H241V88H240ZM127 90H128V89H127ZM177 90H178V89H177ZM186 90H187V89H186ZM205 90H207V89H205ZM205 90H204V91H205ZM216 90H217V89H216ZM216 90H215V91H216ZM230 90H231V89H230ZM249 90H250V88H249ZM249 90H247V92H248ZM23 91H24V89H23ZM84 91H85V90H84ZM129 91H130V90H129ZM133 91H134V90H133ZM133 91H132V92H133ZM139 91H140V90H139ZM148 91H149V90H148ZM164 91H165V90H164ZM166 91H167V90H166ZM204 91H202V92H204ZM242 91H243V90H242ZM252 91H253V90H252ZM118 92H119V91H118ZM145 92H147V91H145ZM198 92H199V90H198ZM205 93H207V92H205ZM209 93H210V92H209ZM232 93H233V92H232ZM248 93H249V92H248ZM53 94H54V93H53ZM53 94L51 93V95H53ZM125 94H126V93H125ZM160 94H161V93H160ZM163 94H164V93H163ZM198 94H199V93H198ZM211 94H212V93H211ZM224 94H225V93H224ZM239 94H240V93H239ZM23 95H24V92H23ZM131 95H132V94H131ZM194 95H195V94H194ZM25 96H26V94H25ZM84 96H85V95H84ZM124 96H125V95H124ZM124 96L122 95V97H124ZM126 96H127V95H126ZM129 96H130V95H129ZM150 96H151V95H150ZM198 96H199V95H198ZM208 96H209V95H208ZM208 96H207V97H208ZM52 97H53V96H52ZM76 97L78 98L77 100H80L81 98H82V99L84 98V97H83V94H82L81 92L78 93V94L76 95ZM141 97H142V96H141ZM159 97H160V96H159ZM171 97H172V96H171ZM202 97H203V96H202ZM125 98H126V97H125ZM130 98H131V97H130ZM134 98H135V97H134ZM136 98H137V97H136ZM172 98H173V97H172ZM174 98H175V97H174ZM200 98H201V97H200ZM223 98H224V96H223ZM50 99H51V98H50ZM55 99H56V96H55ZM128 99H129V98H128ZM137 99H138V98H137ZM215 99H216V98H215ZM228 99H229V98H228ZM243 99H244V98H243ZM51 100H53V99H51ZM125 100H126V99H125ZM129 100H130V99H129ZM141 100H142V102H145V101H143V98H142V99H140V103H141ZM149 100H150V99H149ZM159 100H160V98H159ZM159 100H158V101H159ZM167 100H168V98H167ZM200 100H201V99H200ZM206 100H207V99H206ZM206 100H205V101H206ZM241 100H242V99H241ZM244 100H246V99H244ZM156 101H157V100H156ZM162 101H163V100H162ZM162 101H161V102H162ZM211 101H212V100H211ZM216 101H217V100H216ZM223 101H224V100H223ZM237 101H238V100H237ZM249 101H250V99L248 100V102H249ZM50 102H51V101H50ZM120 102H121V101H120ZM209 102H210V101H209ZM226 102H227V101H226ZM240 102H241V101H240ZM248 102H246V103L248 104ZM253 102H254V101H253ZM128 103H129V102H128ZM131 103H132V105L137 104V103H135V101H134V102L131 101V102H130V105H131ZM156 103H157V102H156ZM214 103H215V102H214ZM258 103H259V102H258ZM262 103H263V102H261L260 104H262ZM51 104H52V103H51ZM54 104H55V103H54ZM54 104H53V106H55ZM91 104H93V102H92ZM143 104H144V103H143ZM151 104H152V103H150V105H151ZM161 104H162V103H161ZM187 104H188V103H187ZM247 104H246V105H247ZM252 104H253V103H252ZM94 105H95V103H94ZM94 105H93V106H94ZM123 105H124V104H123ZM130 105H129V107H130ZM132 105H131V106H132ZM147 105H148V104H147ZM150 105H149V106H150ZM164 105H165V103H164ZM221 105H222V104H221ZM224 105H225V104H224ZM226 105H227V104H226ZM253 105L255 106V104H253ZM257 105H259V104H257ZM90 106H91V105H90ZM140 106H141V105H140ZM151 106H152V105H151ZM153 106H154V105H153ZM158 106H159V105H158ZM232 106H233V105H232ZM262 106H264V105H262ZM126 107H127V106H126ZM129 107H128V108H129ZM135 107H137V106H135ZM187 107H188V105H187ZM236 107H237V106H236ZM50 108H51V107H50ZM52 108H53V107H52ZM144 108H145V107H144ZM146 108H147V107H146ZM146 108H145V109H146ZM150 108H151V107H150ZM153 108H154V107H153ZM155 108H156V107H155ZM191 108H192V107H191ZM197 108H198V107H197ZM206 108H207V107H206ZM223 108H224V107H223ZM244 108H245V107H244ZM55 109H57V108H55ZM55 109H52V111H51V109H49V112L46 113V116H47V117H46L45 119H46V122H47L48 126H47L46 129H44V131H43V136H44V138H45L47 141H48L50 138H53V137H51V135L54 136V137H55V135H56L55 138L57 139V135L60 134V133H59V130L62 129V128L64 129L65 126H66V128L68 127V126H67V123L64 122V120H61V122L63 121L64 124L66 123L65 126H59L60 124H59V125H56V124L54 125V124L52 123L53 120H52V115H51V113H55ZM133 109H134V108H133ZM133 109H132V110H133ZM138 109H139V108H137V110H138ZM140 109H141V108H140ZM142 109H143V107H142ZM160 109H161V108H160ZM215 109H216V108H215ZM215 109H214V110H215ZM256 109H257V108H256ZM122 110H123V109H122ZM122 110H121V111H122ZM134 110H135V109H134ZM146 110H147V109H146ZM150 110H152V109H150ZM163 110H164V109H163ZM192 110H193V109H192ZM192 110H191V111H192ZM211 110H212V109H211ZM211 110H209V111H211ZM214 110H213V111H214ZM217 110H218V109H217ZM222 110H223V109H222ZM233 110H235V109H233ZM241 110H242V109H241ZM53 111H54V112H53ZM161 111H162V110H161ZM193 111H195V110H193ZM193 111H192V112H193ZM196 111H197V110H196ZM196 111H195V112H196ZM215 111H216V110H215ZM238 111H240V110H238ZM238 111H237V112H238ZM58 112H59V114H61V113H60L61 111H57V113H58ZM151 112H152V111H151ZM153 112H154V111H153ZM164 112H165V111H164ZM198 112H199V111H198ZM220 112H221V111H220ZM220 112H219V113H220ZM228 112H229V111H228ZM134 113L136 114V112H134ZM145 113H146V112H145ZM160 113H161V112H160ZM125 114H126V113H125ZM128 114H129V113H128ZM130 114H131V113H130ZM169 114H170V113H169ZM197 114H198V113H196V115H197ZM205 114H206V113H205ZM207 114H208V113H207ZM251 114H252V113H251ZM57 115H58V114H57ZM137 115H138V114H137ZM184 115H186V114H184ZM184 115H182V116H184ZM190 115H191V114H190ZM219 115H220V114H219ZM219 115H218V116H219ZM122 116H123V115H122ZM125 116H126V115H125ZM166 116H167V115H166ZM173 116H174V115H173ZM186 116H187V115H186ZM188 116H189V115H188ZM188 116H187V117H188ZM194 116H195V115H194ZM197 116H198V115H197ZM206 116H207V115H206ZM208 116H209V115H208ZM216 116H217V115H216ZM216 116L214 117V118H215L214 120H216V118H217ZM231 116H232V115H231ZM248 116H249V115H248ZM255 116H256V115H255ZM126 117H128V116H126ZM129 117H130V116H129ZM139 117H141V116H139ZM143 117H144V116H143ZM146 117H147V115H146ZM161 117H162V116H161ZM175 117H176V116H175ZM212 117H213V116H211V118H212ZM225 117H226V116H225ZM241 117H242V116H241ZM58 118H59V115H58ZM60 118H62L61 115H60ZM132 118H133V117H132ZM136 118H137V117H136ZM152 118H153V117H152ZM152 118H151V119H152ZM163 118H164V117H163ZM185 118H186V117H184V119H185ZM219 118H220V117H219ZM124 119H125V118H124ZM145 119H146V118H145ZM149 119H150V118H149ZM149 119H148V120H149ZM158 119H159V118H158ZM174 119H176V118H174ZM181 119H183V118L181 117ZM192 119H193V118H192ZM202 119H203V117H202ZM58 120H59V119H58ZM165 120H166V118H165ZM165 120H163V121H165ZM171 120H172V119H171ZM185 120H186V119H185ZM237 120H238V119H237ZM123 121H124V120H123ZM131 121H132V119H131ZM139 121H140V120H139ZM155 121H156V119H155ZM173 121H175V120H173ZM176 121H177V120H176ZM217 121H218V119H217ZM151 122H152V121H151ZM170 122H171V121H170ZM178 122H179V121H178ZM184 122H186V121H184ZM184 122H183V123H184ZM189 122H191V121H189ZM200 122H201V121H200ZM222 122H223V121H222ZM238 122H239V121H238ZM55 123H56V122H55ZM143 123H144V122H143ZM157 123H158V122H157ZM180 123H182V122H180ZM205 123H206V122H205ZM214 123H215V122H214ZM219 123H220V122H219ZM241 123H242V122H241ZM244 123H245V122H244ZM11 124H12V123H11ZM64 124H63V125H64ZM132 124H133V123H132ZM146 124H147V123H146ZM151 124H152V123H151ZM158 124H159V123H158ZM158 124H157V125H158ZM160 124H161V123H160ZM166 124H167V123H166ZM174 124H175V123H174ZM190 124H191V123H190ZM232 124H233V123H232ZM234 124H235V123H234ZM234 124H233V125H234ZM61 125H62V124H61ZM136 125H137V124H136ZM164 125H165V124H164ZM164 125H163V126H164ZM215 125H216V124H215ZM224 125H225V124H224ZM236 125H237V124H236ZM8 126H9V124H8ZM92 126H93V125H92ZM126 126H127V125H126ZM128 126H129V124H128ZM133 126H134V125H133ZM133 126H132V128H133ZM151 126H152V125H151ZM166 126H167V125H166ZM199 126H200V125H199ZM9 127H10V126H9ZM134 127H135V126H134ZM176 127H177V126H176ZM205 127H206V126H205ZM210 127H211V126H210ZM237 127H238V126H237ZM239 127H240V126H239ZM12 128H13V126H12ZM124 128H125V127H124ZM149 128H150V127H149ZM156 128H157V127H156ZM159 128H160V127L158 126V129H159ZM162 128H163V127H162ZM172 128H173V127H172ZM188 128H189V127H188ZM193 128H194V126H193ZM198 128H199V127H198ZM234 128H235V127H234ZM125 129H126V128H125ZM154 129H155V128H154ZM167 129H168V128H167ZM174 129H175V128H174ZM11 130H12V129H11ZM13 130H14V129H13ZM13 130H12V131H13ZM118 130H120V129H117V131H118ZM147 130H148V128H147ZM156 130H157V129H156ZM165 130H166V129H165ZM176 130H177V129H176ZM187 130H188V129H187ZM191 130H192V129H191ZM201 130H202V129H201ZM204 130H205V129H204ZM215 130H216V129H215ZM242 130H243V129H242ZM123 131H124V130H123ZM150 131H151V130H150ZM181 131H182V130H181ZM189 131H190V130H189ZM195 131H196V130H195ZM209 131H210V130H209ZM219 131H220V130H219ZM246 131H247V130H245V132H246ZM249 131H250V130H249ZM23 132H24V131H23ZM148 132H149V131H148ZM192 132H193V131H192ZM201 132H202V131H201ZM216 132H217V130H216ZM222 132H223V131L221 130V133H222ZM225 132H226V131H225ZM24 133H25V132H24ZM57 133H59V134H57ZM144 133H145V132H144ZM180 133H181V132H180ZM195 133H196V132H195ZM202 133H203V132H202ZM223 133H224V132H223ZM226 133H227V132H226ZM248 133H249V132H248ZM13 134H14V132H13ZM28 134H29V133H28ZM61 134H62L61 136H63L65 133H64V134L61 133ZM87 134H89V133H87ZM117 134H118V133H117ZM120 134H121V132H120ZM176 134H177V132H176ZM185 134H186V133H185ZM187 134H188V133H187ZM204 134H205V133H204ZM213 134H214V133H213ZM229 134H231V133H229ZM3 135H4V134H3ZM6 135H7V134H6ZM15 135H16V134H15ZM24 135H25V134H24ZM26 135H27V134H26ZM84 135H85V134H84ZM118 135H119V134H118ZM181 135H182V134H181ZM192 135H193V134H192ZM218 135H219V133H218ZM246 135H247V134H246ZM8 136H9V135H8ZM61 136H59V137H61ZM66 136H67V134H66ZM81 136H82V135H81ZM81 136H80V137H81ZM86 136H87V135H86ZM221 136H223V135H221ZM229 136H230V135H229ZM251 136H252V135H251ZM0 137H1V135H0ZM14 137H15V136H14ZM24 137H25V136H24ZM59 137H58L57 140H59ZM64 137H65V136H64ZM64 137H63V138H64ZM68 137H69V136H68ZM175 137H176V136H175ZM186 137H187V136H186ZM201 137H204V136L201 135ZM216 137H217V136H216ZM230 137H231V136H230ZM70 138H71V137H70ZM84 138H85V137H84ZM87 138H88V137H87ZM205 138H206V137H205ZM217 138H218V137H217ZM228 138H229V137H228ZM3 139H5V138H2V143H3V141H5V140H3ZM16 139H17V137H16ZM53 139H54V138H53ZM79 139H80V138H79ZM176 139H177V138H176ZM180 139H181V138H180ZM206 139H208V138H206ZM0 140H1V139H0ZM9 140L12 141L11 139H9ZM50 140H51V139H50ZM60 140L62 141V143L64 142L62 139H60ZM60 140H59V141H60ZM67 140H68V138H67ZM85 140H86V139H85ZM99 140H100V139H99ZM113 140H114V139H113ZM186 140H187V139H186ZM189 140L191 141V139H189ZM216 140H217V139H216ZM239 140H240V139H239ZM6 141H7V139H6ZM10 141H9V142H10ZM17 141H18V140H17ZM17 141H16V142H17ZM61 141H60V142H61ZM111 141H112V140H111ZM175 141H177V140H175ZM179 141H180V140H179ZM190 141H189V142H190ZM198 141H199V140H198ZM200 141H201V140H200ZM209 141H210V140H209ZM232 141H233V140H232ZM13 142H14V141H13ZM13 142H12V143H13ZM65 142H66V141H65ZM65 142H64V143H65ZM67 142H68V141H67ZM95 142H96V141H95ZM100 142H101V141H100ZM177 142H178V141H177ZM181 142H182V141H181ZM203 142H204V141H203ZM235 142H236V141H235ZM2 143H1L0 146H2ZM18 143H20V142H18ZM21 143L24 144V139H23V141H22ZM49 143H50V142H49ZM62 143H61V144H62ZM96 143H97V142H96ZM126 143H127V142H126ZM135 143H136V142H135ZM135 143H134V144H135ZM184 143H185V142H184ZM187 143H188V142H187ZM192 143H193V141H192ZM204 143H205V142H204ZM204 143H203V144H204ZM47 144H48V143H47ZM51 144H52V142L50 143V145H51ZM61 144H60V145H61ZM74 144L76 145V143H74ZM121 144H122V143H121ZM128 144L131 145L130 142H129ZM174 144H175V143H174ZM176 144H177V143H176ZM188 144H189V143H188ZM242 144H243V143H242ZM111 145H112V144H111ZM117 145H118V144H117ZM124 145H125V144H124ZM129 145H128V146H129ZM137 145H138V143H137ZM185 145H186V144H185ZM189 145H190V144H189ZM216 145H217V144H216ZM18 146H19V144H18L16 147H18ZM61 146H62V145H61ZM76 146H77V145H76ZM92 146H93V143H92ZM125 146H126V145H125ZM125 146H124V148H125ZM175 146H176V145H175ZM182 146H183V145H182ZM213 146H214V145H213ZM248 146H249V145H248ZM41 147H42V146H41ZM41 147H40V148H41ZM129 147H132V146H129ZM129 147H128V148H129ZM192 147H193V146H192ZM192 147H190V149H191ZM0 148H1V147H0ZM19 148H20V147H19ZM19 148H18V149H19ZM116 148H117V147H116ZM119 148H120V147H119ZM121 148H123V147H121ZM134 148H135V147H134ZM143 148H144V147H143ZM174 148H175V147H174ZM202 148H203V147H202ZM2 149H4V150L6 149L5 151L9 150L8 148H6V145H5V144H3ZM18 149H17V150H18ZM47 149H48V148H47ZM82 149H84V148H82ZM175 149H176V148H175ZM233 149H234V148H233ZM4 150H3V151H4ZM13 150H15V148H14V149H10L11 152H6V153H8V154H11L12 158H13V155H12V154L15 153ZM19 150H20V149H19ZM105 150H106V149H105ZM115 150H116V152L118 151L117 149H115ZM119 150H120V149H119ZM126 150H127V149H126ZM129 150H130V149H129ZM129 150H127V151H129ZM133 150H135V149L132 148V152L129 153L130 156H128V158L130 157V159H131V155H132V153L134 152ZM142 150H143V149H142ZM142 150H141V151H142ZM179 150H180V149H179ZM181 150H183V149H181ZM185 150H186V149H185ZM185 150H184V152H186ZM235 150H236V149H235ZM239 150H240V149H239ZM242 150H243V149H242ZM0 151H1V153H3L1 149H0ZM12 151H13L14 153H12ZM39 151H40V150H39ZM45 151H46V149H45V147L43 146L42 149H41V151H40V152H42V153H40V154H43V155L47 154V153H45ZM48 151H49V150H48ZM127 151H125V149H124V152H123V150H122L123 153H125V152H127ZM174 151H175V150H174ZM187 151H188V150H187ZM200 151H201V150H200ZM205 151H206V150H205ZM207 151H208V150H207ZM210 151H212V149H211ZM227 151H228V150H227ZM18 152H19V151H18ZM118 152H119V151H118ZM118 152H117V153H118ZM167 152H168V151H167ZM178 152H179V151H177V153H178ZM236 152H237V151H236ZM135 153H136V151H135ZM139 153H140V152H139ZM144 153H145V152H144ZM170 153H171V152H170ZM179 153H180V152H179ZM179 153H178V155H179ZM181 153H183V152H181ZM181 153H180V154H181ZM207 153H208V152H207ZM209 153H210V152H209ZM218 153H219V152H218ZM220 153H221V152H220ZM16 154H18V156H19V153H17V151H16ZM16 154H14V155H16ZM112 154H113V153H112ZM129 154H128V155H129ZM136 154H138V153H136ZM141 154H142V153H141ZM145 154H146V153H145ZM160 154H161V153H160ZM168 154H169V153H168ZM184 154H185V153H184ZM204 154H205V153H204ZM230 154L232 155V153H230ZM43 155H42L41 159L44 158ZM47 155H48V154H47ZM47 155H45V159H49V158H46ZM114 155H115V153H114ZM120 155H121V154H120ZM133 155H134V153H133ZM138 155H139V154H138ZM138 155H137V157H139ZM169 155H170V154H169ZM169 155H168V157H169ZM171 155H173V154H171ZM186 155H187V153H186ZM210 155H211V154H210ZM246 155H247V154H246ZM256 155H257V154H256ZM40 156H41V155H40ZM79 156H80V155H79ZM79 156H76V157H79ZM96 156H97V155H96ZM106 156H107V155H106ZM112 156H113V155H111V158H112ZM122 156H125V155L123 154ZM134 156H135V155H134ZM141 156H142V155H141ZM161 156H162V155H161ZM163 156L165 157V155H163ZM166 156H167V155H166ZM182 156H183V155H182ZM182 156H181V158L179 157V159H182ZM204 156H207V155H204ZM204 156H203V157H204ZM211 156H212V155H211ZM222 156H223V155H222ZM49 157H50V156H49ZM86 157H87V156H86ZM91 157H93V156H91ZM91 157H90V159H92ZM102 157H103V155H102ZM104 157H105V156H104ZM120 157H121V156H120ZM120 157L117 158V159L120 160ZM164 157H161V159L164 158ZM170 157H171V156H170ZM172 157H174V156H172ZM172 157H171V159H172ZM176 157H177V156H176ZM189 157H191V155H189ZM218 157H219V156H218ZM223 157H224V156H223ZM226 157H227V156H226ZM255 157H256V156H255ZM14 158H15V157H14ZM14 158H13V159H14ZM111 158H110V159H111ZM121 158H123V157H121ZM125 158H127V156H125ZM132 158H133V157H132ZM134 158H135V157H134ZM166 158H167V157H166ZM204 158H205V157H204ZM228 158H229V157H228ZM15 159H16V158H15ZM19 159H20V158H19ZM45 159H44V160H45ZM101 159H102V158H101ZM108 159H109V157L107 156V161H108ZM112 159H113V158H112ZM115 159H116V158H115ZM117 159H116V160H117ZM123 159H124V158H123ZM154 159H155V158H154ZM168 159H169V158H168ZM202 159H203V158H202ZM214 159L216 160V158H214ZM224 159H225V158H224ZM254 159H255V158H254ZM103 160H105V163H106V165H107L108 162H106V158L103 159ZM116 160H115V161H116ZM119 160H118V161H119ZM125 160H126V159H125ZM148 160H149V159H148ZM177 160H178V159H177ZM186 160H187V159H186ZM193 160H194V159H193ZM208 160H209V159H208ZM210 160H211V159H210ZM221 160H222V159H221ZM225 160H226V159H225ZM79 161H81V160H79ZM79 161H77V163H79ZM83 161H84V160H83ZM83 161H81V162H83ZM87 161H88V160H87ZM113 161H114V160H113ZM128 161H129V159H128ZM200 161H201V160H200ZM247 161H248V160H247ZM255 161H256V160H255ZM43 162H44V161H43ZM109 162H110V161H109ZM120 162H121V161H120ZM123 162H124V161H123ZM132 162H133V161H132ZM149 162H151V161H149ZM217 162H218V161H217ZM226 162H227V161H226ZM248 162H249V161H248ZM252 162H254V161H252ZM252 162H251V163H252ZM15 163H16V164L12 163V161H11L10 159H6L4 164L7 165V167H8L10 164H14V167H15V165H17V162H15ZM45 163H47V162L45 161ZM91 163H92V162H91ZM102 163H104V161H103ZM118 163H119V162H118ZM135 163H137V162L135 161ZM170 163H171V162H170ZM186 163H187V162H186ZM194 163H195V162H194ZM194 163H193V164H194ZM218 163H219V162H218ZM228 163H229V162H228ZM243 163H244V162H243ZM255 163H256V162H255ZM1 164H2V163H1ZM1 164H0V165H1ZM20 164H21V163H20ZM81 164H82V163H81ZM81 164H76L77 166H79V170H78V168H76V169L78 170L77 173H78V175H79V178L81 177V181L83 180L84 184H86L88 181L90 182L89 179H90V175H91V173H92L91 176L94 177L93 174L95 173V171H93L94 173H93V172L90 173V171H91L90 167H92V166H90L91 164L88 165V164L85 163V165L90 166V167H89L90 171H89V169H88V166H85L84 164L81 165ZM116 164H117V163H116ZM125 164H126V163H125ZM206 164H207V163H206ZM220 164H221V163H220ZM220 164H219V166H221ZM224 164H225V163H224ZM260 164H261V163H260ZM262 164H263V163H262ZM108 165H109V164H108ZM108 165H107V166H108ZM111 165H112V163H111ZM151 165H153V169H154V168H158V167H159V161H156V160H155V162H153ZM151 165H150V166H151ZM165 165H166V167H167V164H165ZM183 165H185V164H183ZM201 165H202V164H201ZM217 165H218V164H217ZM229 165H230V164H229ZM237 165H238V164H237ZM242 165H243V164H242ZM1 166H2V165H1ZM18 166H20V165H18ZM22 166H23V165H22ZM77 166H76V167H77ZM162 166H164V165H162ZM174 166H175V165H174ZM196 166H197V165H196ZM212 166H214V164H213ZM212 166H211V167H212ZM215 166H216V165H215ZM219 166H218V169H219ZM222 166L224 167V165H222ZM105 167H106V166H105ZM136 167H137V166H136ZM142 167H143V166H142ZM166 167H164V168H166ZM172 167H173V166H172ZM172 167H171V168H172ZM175 167H176V166H175ZM181 167H182V166H181ZM199 167H200V165H199ZM235 167H236V166H235ZM237 167H238V166H237ZM241 167H242V166H241ZM243 167H244V166H243ZM8 168H9V167H8ZM93 168H94V167H93ZM93 168H92V169H93ZM137 168H138V167H137ZM143 168H144V167H143ZM151 168H152V167H151ZM162 168H163V167H162ZM178 168H179V167H178ZM206 168H207V167H206ZM220 168H221V167H220ZM238 168H239V167H238ZM246 168H247V167H246ZM10 169H11V168H9V170H10ZM16 169H17V168H16ZM16 169H14V170H12V171L9 172V170L5 167V168L3 169V172H2V169H1V167H0V171L2 172V174H1V173H0V174H1V175H4V178L6 177V179H7V180L4 181V178H2L3 176L0 177V179H3V182H6V181H7V183H4V184H5L4 186H6V189L3 187V189H5L4 193H3V191H2V188H0V189H1V191H0V194H1V195H0V196H2V194H3V198H1V203H0V206H1L0 217H2V215L4 214V213H2V212H4V211L6 212V210L9 211L8 209H9V207H11L12 205H14L15 208H16V205L14 204V199H16V198L18 197V196H16L17 194H15V191L17 190V191H16V193H17V192H18V189L15 190V188H16L17 186H18V188L21 186L20 183L18 184L16 181H18V179L21 180V179L25 176V173H23L24 171H22V173H23L24 175H22V176H23L22 178L19 177V175H21L22 173L20 172L21 174H19V171H17L18 169H17V170H16ZM131 169H132V168H131ZM131 169H130V170H131ZM160 169H161V168H160ZM172 169H173V168H172ZM208 169H209V168H208ZM213 169H214V167H213ZM236 169H237V168H236ZM140 170H141V169H140ZM157 170H158V169H157ZM176 170H177V169H176ZM195 170H196V169H195ZM246 170H247V169H246ZM255 170H256V169H255ZM150 171H151V170H150ZM173 171H174V170H173ZM193 171H194V170H193ZM203 171H204V170H203ZM205 171H206V170H205ZM238 171H239V170H238ZM259 171H260V170H259ZM155 172H156V169H155ZM162 172H163V171H162ZM164 172H165V171H164ZM199 172H200V171H199ZM239 172H240V171H239ZM239 172H238V173H239ZM79 173H80V174H79ZM171 173H172V172H171ZM233 173L235 174V172H232V174H233ZM236 173H237V172H236ZM151 174H152V173H151ZM160 174H161V172H160ZM194 174H195V173H194ZM196 174H197V173H196ZM196 174H195V175H196ZM242 174H243V172H242ZM1 175H0V176H1ZM198 175H199V174H198ZM198 175H197V176H198ZM251 175H252V173H251ZM147 176H148V175H147ZM234 176H235V175H234ZM248 177H249V176H248ZM250 177H251V176H250ZM197 178H198V177H197ZM199 178H200V177H199ZM240 178H241V177H240ZM72 179H73V178H72ZM91 179H92V178H91ZM20 180H19V181H20ZM24 180H25V178H23V180H22L23 183H24V182H27V183H28V181H24ZM73 180H74V179H73ZM79 180H80V179H79ZM200 180H201V179H200ZM200 180H199V182H200ZM247 180H248V179H247ZM0 181H1V180H0ZM168 181H169V180H168ZM245 181H246V179H245ZM3 182H1V183H3ZM83 182H82V183H83ZM89 182H88V183H89ZM197 182H198V181H197ZM238 182H239V181H238ZM15 183H16V185H15ZM239 183H240V182H239ZM241 183H242V182H241ZM244 183H246V182H244ZM6 184H7V185H6ZM24 184H25V183H24ZM246 184H248V183H246ZM0 185H1V184H0ZM14 185H15L16 187H15ZM231 185H232V184H231ZM242 185L244 186V184H242ZM262 185H263V184H262ZM2 186H3V185H2ZM25 186H27V185L25 184ZM33 186H34V185H33ZM237 186H238V185H237ZM243 186H242V188H243ZM257 186H258V185H257ZM14 187H15V188H14ZM21 187H24V186H21ZM198 187H199V186H198ZM190 188H191V186H190ZM21 189H22V188H21ZM21 189H19V190H21ZM23 189L25 190V187H24ZM34 189L36 190V188H34ZM259 189H260V188H259ZM192 190H193V191H192ZM230 190H231V189H230ZM261 190H262V189H261ZM32 191H33V190H32ZM183 191H184V190H183ZM194 191H195V192H194ZM258 191H259V190H258ZM1 192H2V193H1ZM22 192H23V190H22ZM22 192H21V193H22ZM185 192H187V191H185ZM192 192H193V193H192ZM197 192H198V190H195L194 188H193V189L191 188V190H190V192H189V193H191V194H189V193L187 192V193H188V196L190 195V197H191V198H190V200H191V205H190V212H187V215H186V214H184V215L188 216V218H189L190 216H192V215H189V213L193 214V212H194L196 209L200 208V207H198V206L201 204V203L199 204V202H201V199H199V197L202 196V195H201L202 192H201L200 194H199V192H198V193H197ZM19 193H20V192H19ZM183 193H184V192H183ZM183 193H182V194H183ZM187 193H185V194H187ZM34 194H35V193H34ZM182 194H181V195H182ZM198 194H199L200 196H199ZM203 194H204V193H203ZM15 196H16V198H15ZM20 196H21V194H20ZM31 196H33V194H32ZM33 197H34V196H33ZM33 197H31V199H32ZM19 198H20V197H19ZM21 198H22V197H21ZM200 198H201V197H200ZM23 199H24V196H23ZM202 199H204L203 196H202ZM20 200H22V199H20ZM185 200H186V199H185ZM15 201H18V200L16 199ZM20 202H21V201H20ZM20 202H19V203H20ZM187 202H188V201H187ZM184 203H185V202H184ZM176 204H177V203H176ZM185 204H186V203H185ZM202 204H203V203H202ZM149 205H150V204H149ZM174 205H175V204H174ZM261 205H262V203H261ZM263 205H264V204H263ZM153 206H154L153 208H154V210H155V205H153ZM175 206H176V205H175ZM252 206H253V205H252ZM256 206H257V205H256ZM17 207H18V206H17ZM146 207H147V206H146ZM146 207H145V208H146ZM148 207H149V209H148V208H146V209H148V210L150 211V208L152 207V205H150V206H148ZM182 207H183V206H182ZM212 207H213V206H212ZM249 207H250V206H249ZM153 208L151 209L150 213H151L152 211H154ZM174 208H175V207H174ZM176 208H177V207H176ZM178 208H179V207H178ZM218 208H220V207H218ZM251 208H252V207H251ZM253 208H254V207H253ZM255 208H257V207H255ZM183 209H185V208L183 207ZM225 209H226V208H225ZM257 209H258V208H257ZM262 209H263V208H262ZM262 209H261V210H262ZM13 210H14V209H13ZM143 210H145V209H143ZM175 210H176V209H175ZM180 210H181V208H180ZM186 210H187V208H186ZM188 210H189V209H188ZM243 210H244V209H243ZM50 211H51V209H50ZM50 211H49V212H50ZM145 211H146V210H145ZM156 211H157V210H156ZM176 211H178V209H177ZM176 211H175V213H177ZM183 211H185V210H183ZM183 211H179V212H181V213L183 214V213H185V212H183ZM232 211H233V210H232ZM262 211H263V210H262ZM16 212H17V211H16ZM51 212H52V211H51ZM228 212H229V211H228ZM248 212H249V211H248ZM263 212H264V211H263ZM142 213H143V211H142ZM145 213H146V212H145ZM148 213H149V212H147V214H148ZM150 213H149V214H150ZM234 213H235V212H234ZM234 213H233V214H234ZM255 213H256V212H255ZM13 214H14V213H13ZM48 214H49V213H48ZM151 214H153V215L150 216ZM151 214H150L149 216L147 215V216L145 217V218H147V219H148V217H150V219H148V224H147V225H149V224L152 222V221L149 222V220H152L151 218H155V216L157 217V215L154 216V214H156V212H155V213H151ZM157 214H158V212H157ZM173 214H174V213H173ZM182 214H181V215H182ZM194 214L196 215V213H194ZM226 214L229 215V213H227V212H226ZM226 214H225V215H226ZM257 214H258V212H257ZM145 215H146V214H145ZM178 215H179V214H178ZM210 215H211V214H210ZM228 215H226V216H227V217H230V216H228ZM231 215H232V214H231ZM258 215H259V214H258ZM260 215H261V214H260ZM55 216H56V215H55ZM143 216H144V214H143ZM182 216H183V215H182ZM253 216H254V215H253ZM52 217H53V216H52ZM176 217H177V216H176ZM193 217H194V216H193ZM222 217H223V216H222ZM222 217H221V218H222ZM232 217H233V216H232ZM256 217H257V216H256ZM157 218H158V217H157ZM160 218H161V217H160ZM160 218H158V219L160 220ZM182 218H183V217H182ZM186 218H187V217H186ZM211 218H212V217H211ZM234 218H235V217H234ZM248 218H249V217H248ZM250 218H251V216H250ZM259 218H260V217H259ZM17 219H18V218H17ZM54 219H55V218H54ZM143 219H144V218H143ZM161 219H162V218H161ZM191 219H193V218H191ZM201 219H202V218H201ZM223 219H224V218H222L221 221H222ZM225 219H226V217H225ZM231 219H232V218H231ZM244 219H245V218H244ZM256 219H258V218H256ZM7 220H10V219H7ZM13 220H14V219H13ZM155 220H156V218H155ZM155 220H154V221H155ZM181 220H183V219H181ZM184 220H185V219H184ZM189 220H190V218H189ZM208 220H209V219H208ZM208 220H206V221H208ZM219 220H220V219H219ZM247 220H248V219H247ZM250 220H251V219H250ZM10 221H12V220H10ZM10 221H8L6 225L9 226L8 223H9ZM144 221L147 222L146 219H145ZM156 221H157L156 223L154 222L155 224H154V223H151V224H154V229H152V232H151V233L149 232L150 234H147V235H146V232H145L146 239H145V243H144V244L147 245V246L145 245L147 248H148V246L150 247V246L155 245V244H157L158 242H160V239H161V238L164 236V234H165V233H164L165 230L168 229V228H166V226L164 227L165 223H163L162 221H159V222H158V220H156ZM216 221H217V220H216ZM216 221H215V223H216ZM223 221L225 222V220H223ZM223 221H222V222H223ZM244 221H246V220H244ZM2 222H3V221H2ZM2 222H1V223H2ZM160 222H161L162 224H164L163 227L166 228L165 230H164V228L161 227L162 225L159 226V223H160ZM178 222H179V221H178ZM192 222H193V221H192ZM192 222L190 221V223H192ZM201 222L204 223L202 220H201ZM213 222H214V220H213ZM213 222L211 221V223H213ZM222 222H221V224H222ZM238 222H239V221H238ZM246 222H247V221H246ZM250 222H251V221H250ZM254 222H255V221H254ZM263 222H264V221H263ZM263 222H262V223H263ZM5 223H6V222H5ZM140 223H141V222H140ZM142 223H145V222H142ZM157 223H158V224H157ZM176 223H177V222H176ZM184 223H185V222H184ZM187 223H188V221H187ZM190 223H189V226H190ZM208 223H209V222H208ZM208 223H205V224H208ZM211 223H209V224L211 225ZM215 223H214V224H215ZM225 223H226V222H225ZM228 223H230V222H228ZM256 223H257V222H256ZM258 223H259V222H258ZM3 224H4V223H3ZM13 224H14V223H13ZM13 224H12V226H13ZM200 224H201V223H200ZM209 224H208V225H209ZM221 224H220V225H221ZM263 224H264V223H263ZM139 225H140V224H139ZM141 225H143V224H141ZM145 225H146V224H145ZM170 225H171V224H170ZM170 225L167 224L168 227H169ZM182 225H183V224H182ZM208 225H207V226H208ZM226 225H228V224H226ZM2 226H3V225H2ZM2 226H1V227H2ZM12 226H11L10 228H12ZM135 226H136V225H135ZM143 226H144V225H143ZM150 226H153V225H150ZM150 226H149V228H148L147 226H146V227H147L148 229H150V231H151ZM202 226H203V225H202ZM221 226H222V225H221ZM232 226H233V225H232ZM245 226H246V225H245ZM256 226H257V225H256ZM261 226H262V225H261ZM17 227H18V226H17ZM186 227H187V226H186ZM203 227H204V226H203ZM209 227H210V226H209ZM211 227H212V226H211ZM211 227H210V228H211ZM215 227H217V226L215 225ZM228 227H229V226H228ZM237 227H238V226H237ZM251 227H253V226H251ZM254 227H255V226H254ZM152 228H153V227H152ZM207 228H208V227H207ZM243 228H244V227H243ZM245 228H246V227H245ZM3 229L5 230L6 228L4 227ZM3 229H1V230H3ZM14 229H15V228H14ZM140 229H141V228H140ZM142 229H143V228H142ZM148 229H147V230H148ZM170 229H171V228H170ZM187 229H188V228H187ZM202 229H204L205 232H206V230H207L206 228H202ZM218 229H219V230H218ZM255 229H256V228H255ZM7 230H8V229H7ZM18 230H19V228H18ZM144 230H145V229H144ZM194 230H195V229H194ZM208 230L210 231V229H208ZM217 230L220 231V228H217ZM217 230H216V231H217ZM240 230H242V229H240ZM250 230H251V229H250ZM253 230H254V229H253ZM263 230H264V229H263ZM8 231H9V230H8ZM10 231H11V230H10ZM10 231H9V232H10ZM136 231H137V230H136ZM140 231H141V230H140ZM148 231H149V230H148ZM168 231H169V230H168ZM168 231H166V232H168ZM192 231H193V230H192ZM216 231H215V232H216ZM218 231H217V232H218ZM221 231H222V230H221ZM221 231H220V234L217 233V232H216V233L214 232V234H213V228H212V231H211L212 233H208V231H207V233L210 234V236H209L210 238L208 237V239H206L207 237H205V239H203L204 241H205V240H206V241H207V240L209 241V239H210V243H211V242H213L212 244L215 243V245H212V244H211L212 246H216V244H217V245L220 244L219 247L226 248V249H224L225 254H224V255L222 254L223 256H221L222 258H221L220 255H219V258H221V259H219V260L217 259L218 261H217V260H214V262H216V261H217V262H216V263H212V264H264V245H262V244H261V245L255 244V245H254L255 247L252 246L251 248H249L248 246H249L250 244L246 247V245H244L243 243L241 244V241H242V240H241V241H240V244H241V245L239 244L240 246H238V247H240V248H236L237 246L235 245V243H233L234 241L231 242V241L233 240V238H234V237L232 236V234L230 235V236L232 237V240H230V237L225 236L226 233H229V232H224V233H223V231H222V232H221ZM224 231H225V230H224ZM1 232H2V231H1ZM4 232H6V230H5ZM9 232H8V233H9ZM14 232H16V231H14ZM199 232H200V231H199ZM234 232H235V231H234ZM246 232H247V230H246ZM246 232H245V234H246ZM8 233L6 232L5 234H8ZM19 233H20V232H18V234H19ZM142 233H143V231H142ZM200 233L202 234V233H204V231H203V232H200ZM222 233H223V235H221ZM237 233H238V231H237ZM240 233H241V232H240ZM251 233H253V232H251ZM3 234H4V233H2L1 235H3ZM10 234H11V233H10ZM10 234H9V235H10ZM16 234H17V233H16ZM26 234H27V233H26ZM55 234H56V233H55ZM166 234H167V233H166ZM198 234H199V233H198ZM198 234H197V235H198ZM201 234H199V235H201ZM205 234H206V233H204V235H205ZM224 234H225V235H224ZM243 234H244V233H243ZM257 234H258V233H257ZM259 234H260V233H259ZM1 235H0V237H1ZM12 235H13V234H12ZM142 235H143V234H142ZM191 235H192V234H191ZM193 235H194V236H193L194 239H198V238H195V234H194V233H193ZM234 235H235V234H234ZM249 235H250V234H249ZM252 235H253V234H252ZM254 235H255V234H254ZM254 235H253V237H254ZM18 236H19V235H18ZM26 236H27V235H26ZM189 236H190V235H189ZM205 236H207V234H206ZM236 236H239V235H236ZM240 236H241V235H240ZM263 236H264V235H263ZM15 237H16V236H15ZM23 237H24V236H23ZM29 237H30V235H29ZM164 237H166V236H164ZM197 237H198V236H197ZM200 237H201V236H199V239H200ZM259 237H260V236H259ZM2 238H3L2 241H3V243H4V242H5V241H4V240H5L4 238H6V237L4 236V237H2ZM7 238H8L7 241H9V240L12 241L11 236H10V239H9L8 236H7ZM7 238H6V239H7ZM26 238H27V237H26ZM143 238H144V237H143ZM189 238H190V237H189ZM193 238H192V240H193ZM237 238H238V237H237ZM241 238H242V237H241ZM247 238H249V237H247ZM14 239H15V238H14ZM20 239H21V238H19V241H21ZM166 239H167V238H166ZM201 239H202V238H201ZM250 239H251V237L249 238V240H250ZM26 240H28V239H26ZM192 240H191V242H192ZM244 240H245V239H244ZM244 240H243V241H244ZM246 240H247V239H246ZM246 240H245V241H246ZM251 240H252V239H251ZM0 241H1V240H0ZM28 241H29V240H28ZM28 241H27V242H28ZM131 241H133V240H131ZM172 241H173V240H172ZM172 241H171V243L175 242V240H174L173 242H172ZM200 241H201V240H200ZM204 241H203V242H204ZM208 241H207L206 243L204 242V244L200 242L199 248H201L200 246L203 245L204 248L206 249V248H207V244H210ZM237 241H238V240H237ZM253 241H254V240H253ZM256 241H257V239H256ZM22 242H23V241H22ZM30 242H31V241H30ZM163 242H164V241H163ZM163 242L161 243V246H162ZM176 242H177V241H176ZM195 242H196V241H195ZM250 242H251V241H249V243H250ZM257 242H258V241H257ZM13 243H14L13 241H12V244H11V243H8V244H9V246H8V244H7L8 248H7L6 244H5V246H6L5 249L7 248V250L4 251L5 253L2 251V252L4 253V255L10 260L11 263H12V262H15L16 259H18L17 257H18V252H19V251L17 252V247H16L17 245H16V244L14 245ZM25 243H26V242H25ZM134 243H135V241H134ZM193 243H194V242H193ZM247 243H248V241H247ZM253 243H254V242H253ZM261 243H262V241H261ZM17 244H18V242H17ZM138 244H139V243H138ZM173 244H174V243H173ZM191 244H192V243H191ZM194 244H195V243H194ZM196 244H197L196 247H197L198 250H200L201 252H202V250H205L203 247H202L201 249L198 248V241H197ZM201 244H202V245H201ZM2 245H3V244H2ZM2 245H1V246H2ZM25 245H26V244H25ZM132 245H133V247H134L135 244L132 243ZM142 245H143V244H142ZM159 245H160V244H159ZM192 245H193V244H192ZM211 245H209V247H210ZM256 245H257V246H256ZM21 246H22V245H21ZM212 246H211V247H212ZM235 246H236V247H235ZM140 247H141V246H140ZM159 247H160V246H159ZM159 247H158V248H159ZM192 247H193V246H192ZM209 247H208V250H206L207 253H208L209 249L211 248V247H210V248H209ZM231 247H232V248H231ZM0 248H1V247H0ZM138 248H139V247H138ZM138 248H137V249H138ZM194 248H195V246H194ZM217 248H218V246H217ZM217 248H216V249H217ZM2 249H3V248H2ZM2 249H0V250H2ZM21 249H22V248H21ZM134 249H136V248H134ZM140 249H141V248H140ZM171 249H172V248H171ZM184 249H185V248H184ZM197 249H196V250H197ZM212 249H213V248H212ZM218 249H221V248H218ZM24 250H25V249H24ZM145 250H146V248H145ZM151 250H153L152 252L155 251L154 249H151ZM151 250H150V251H151ZM157 250H158V249H157ZM174 250H175V249H174ZM198 250H197V251H198ZM210 250H211V249H210ZM213 250H215V248H214ZM221 250H222V249H221ZM221 250H220V251L217 250V251H218V252H221ZM30 251H31V250H30ZM33 251L35 252L36 250H33ZM132 251H133V250H132ZM143 251H144V249H143ZM148 251H149V250H148ZM150 251H149V252H150ZM158 251H160V250H158ZM178 251H179V250H178ZM200 251H198V252L200 253ZM222 251H223V250H222ZM2 252H1V254H2ZM24 252H25V251H23V253H24ZM138 252H140V251H138ZM141 252H142V251H141ZM146 252H147V250H146ZM188 252L190 253L189 250H188ZM23 253H22V256L24 255V257H25V255L28 254V253L25 254L26 252H25L24 254H23ZM29 253H30V252H29ZM35 253H36V254H35V255H32V257L30 256L31 254L29 255V256L31 257V259H28V257L26 256L27 259H25V261H24V259H23L24 257H23V258H22V259H23L22 263H23V264H38V263H36V262H37L36 258H37V255H38L37 253H38V252H35ZM204 253H206V252H204ZM204 253H203V256L205 257L206 254H204ZM213 253H214V252H213ZM216 253H217V252H216ZM216 253H215V254H216ZM1 254H0V255H1ZM32 254H34V253H32ZM175 254H176V253H175ZM177 254H178V253H177ZM186 254H188V253H186ZM191 254H192V253H191ZM191 254H190V256H192L194 253H193L192 255H191ZM209 254H210V258H211V255H214V254H211L210 252L208 253V255H209ZM218 254H219V253H218ZM220 254H221V253H220ZM4 255L2 254L1 257H3ZM19 255H20V254H19ZM143 255H144V254H143ZM208 255H207V259H208V257H209ZM176 256H177V255H176ZM176 256H175V257H176ZM188 256H189V255H187V257H188ZM193 256H196V255H193ZM193 256H192V257H193ZM200 256H202V255H200ZM203 256H202L201 258H199V257H198V258H199V259H202V258H203V260H204V257H203ZM214 256H217V255H214ZM26 257H25V258H26ZM30 257H29V258H30ZM173 257H174V256H173ZM187 257H186V259H187ZM196 257H197V256H196ZM4 258H5V257H4ZM19 258H20V257H19ZM176 258H177V257H176ZM180 258H181V257H180ZM194 258H195V257H194ZM216 258H217V257H216ZM171 259H172V258H171ZM195 259H196V258H195ZM205 259H206V257H205ZM211 259H212V258H211ZM211 259H210V260H211ZM214 259H215V258H214ZM169 260H170V259H169ZM177 260H178V259H177ZM177 260H176V261H177ZM181 260H182V259H181ZM181 260H179V261H181ZM188 260H189V259H188ZM190 260H191V259H190ZM190 260H189V261H190ZM196 260H197V259H196ZM212 260H213V259H212ZM212 260H211V261H212ZM165 261H166V260H165ZM167 261H168V259H167ZM205 261H206V260H205ZM208 261H209V260H207V263H208ZM174 262H175V261H174ZM182 262H183V261H182ZM185 262H187V261H185ZM209 262H210V261H209ZM1 263H2V262H1ZM6 263H7V261H6ZM15 263H16V262H15ZM18 263L20 264L21 261L18 262ZM22 263H21V264H22ZM168 263H169V262H168ZM177 263H178V262H177ZM179 263H181V262H179ZM202 263H203V261H202ZM204 263H205V262H204ZM207 263H206V264H207ZM8 264H9V263H8ZM12 264H14V263H12ZM162 264H163V263H162ZM166 264H167V263H166ZM174 264H175V263H174ZM181 264H183V263H181ZM187 264H188V262H187ZM197 264H198V263H197ZM208 264H209V263H208ZM210 264H211V263H210Z\"/></svg>",
  "mask_w": 264,
  "mask_h": 264
}]
</instances>
